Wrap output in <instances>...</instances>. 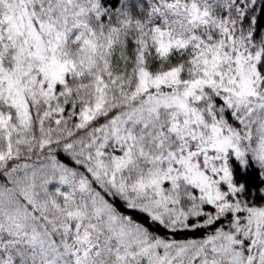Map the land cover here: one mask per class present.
<instances>
[{
  "label": "snow or ice",
  "instance_id": "6c2138e0",
  "mask_svg": "<svg viewBox=\"0 0 264 264\" xmlns=\"http://www.w3.org/2000/svg\"><path fill=\"white\" fill-rule=\"evenodd\" d=\"M0 264H264V0H0Z\"/></svg>",
  "mask_w": 264,
  "mask_h": 264
},
{
  "label": "trees",
  "instance_id": "16d2710c",
  "mask_svg": "<svg viewBox=\"0 0 264 264\" xmlns=\"http://www.w3.org/2000/svg\"><path fill=\"white\" fill-rule=\"evenodd\" d=\"M178 239H183L184 237L183 236H179V237H177Z\"/></svg>",
  "mask_w": 264,
  "mask_h": 264
}]
</instances>
